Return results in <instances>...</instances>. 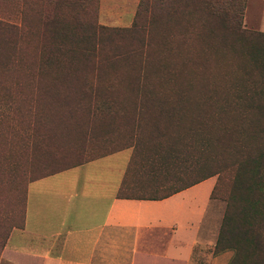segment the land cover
<instances>
[{"label":"rangeland","instance_id":"1","mask_svg":"<svg viewBox=\"0 0 264 264\" xmlns=\"http://www.w3.org/2000/svg\"><path fill=\"white\" fill-rule=\"evenodd\" d=\"M217 1L146 2V8L158 13L160 19L154 24L156 44L163 57L159 63L175 65V80L179 86L189 89V100L141 104L137 100L117 99L116 104L103 106L96 102L90 105L82 99V83L76 78L84 73L89 79L90 71L89 63L82 62L77 42L58 44L48 32L44 35L36 32L43 29L40 27L43 21L49 22L55 15L65 17L67 24L73 21L71 17L75 13L90 19L95 7L96 22L100 25L99 0H42L43 19L36 0H29L26 9L25 0H0V21L17 25L22 20L28 28L18 37L14 60L0 57V242L12 226L19 224L21 198L29 180L80 162L86 156H94L77 154L73 148L64 146L63 141H68L67 133H220L219 126H225L229 128L226 133L228 143L231 141L230 146L236 150L240 149L241 143L247 144L250 138L254 139L253 132L264 133V119L255 118V113L238 112L232 108L233 104L227 107L229 100L225 94L227 88L249 86V77L255 86L259 85L251 61L244 57L240 48L261 43L262 39L256 34L264 33V0H241L242 27L253 35L242 37L234 48L232 38L213 27L216 23L213 5ZM104 2L102 12L107 9L108 3ZM137 4L138 0L132 18ZM225 14L226 21L228 15ZM132 18L127 27L121 28H128ZM147 26L148 21H145V30ZM91 40L82 44L90 49L97 45L101 54L122 64L121 53L126 50V41H111L107 37L101 40L99 37L96 42ZM169 47L172 51H168ZM65 72L70 73L71 78L63 75ZM170 78L169 74L165 76V79ZM93 79L87 81L89 87L94 86ZM210 93H216L217 97L209 96ZM212 101L216 107L220 104L218 110L221 112L214 110ZM111 111L115 112L114 116L107 114ZM139 111L142 121L137 132L133 119H137ZM225 111L238 113L237 117L222 113ZM41 141L48 145L46 149L38 150ZM216 179L212 176L195 191L188 192L191 197L185 199L183 209H193L195 205L202 207L204 203H200V199L192 203V197L205 196L208 192L205 188L210 184L212 188ZM229 179L230 174L226 173L216 197L209 198V204L204 205L206 215L200 234L213 241L212 254L222 253L227 263L233 251L215 253L214 244ZM262 199L259 197L260 204L264 203ZM246 264H249V258H246Z\"/></svg>","mask_w":264,"mask_h":264},{"label":"trees","instance_id":"2","mask_svg":"<svg viewBox=\"0 0 264 264\" xmlns=\"http://www.w3.org/2000/svg\"><path fill=\"white\" fill-rule=\"evenodd\" d=\"M25 1L26 9L29 0ZM36 1L43 19L42 0ZM146 2L147 0H138L128 28H106L98 25L95 7L90 19L85 16L86 21L82 18L84 14L81 16L75 13L71 17L74 22L67 24L65 17L55 15L49 22L43 21L40 25L42 30H36L42 35L48 32L58 44L67 42L70 45L71 42H77L82 62L89 63V79L94 77V86L89 87V79L85 74L77 75L76 79L82 83V99L116 97L137 100L141 104H165L175 99H190L189 89L179 86L175 80V65L165 66L163 62L159 63L163 57L156 44L154 24L160 19L158 13L146 8ZM213 7V20L216 22L213 27L232 38V48L245 35H253L245 32L242 27L241 0H218ZM225 13L228 15L226 21ZM145 21H148L146 30ZM24 31H28V28L23 25L22 20L17 25L0 21V57L14 60V54L17 56L18 37ZM256 36L262 39L261 43L241 47L240 52L251 61L260 80L257 81L259 85L255 86L253 79L249 77V86L230 87L225 94L229 100L227 107L233 104L232 108L238 112L249 115L255 113V118L264 119V33ZM99 37L100 40L107 37L111 41L128 43L126 50L121 53L122 64L113 62L111 56L101 54L97 45L90 49L82 44L90 39L95 41ZM186 45L188 50L187 42ZM168 51H172V48L169 47ZM69 74L65 72L63 75L71 78ZM168 74L171 78L165 79ZM102 83L108 86L105 90L97 88ZM209 96L217 97V94L210 93ZM211 106L221 112L218 110L221 108L220 104L216 107L212 101ZM222 113H232L236 117L238 114L231 111ZM141 121L139 111L137 119H133L135 129L136 126L138 128L137 132ZM219 127L220 133H132L133 137L127 144L132 151L117 197L159 201L216 176V182L209 193V198L214 199L223 185V176L229 173L230 179L224 197L225 207L214 252L232 250L233 255L227 264H246V258H249V264H264V203L258 202L259 197L264 202V133L253 132L254 139L250 138L247 144L241 143L240 149L236 150L226 138L229 128ZM41 142L38 150L46 149L47 143ZM61 169L49 171L31 180L57 173ZM23 202L24 192L19 224L6 232L0 242V251L9 231L21 225ZM260 209L263 212H259Z\"/></svg>","mask_w":264,"mask_h":264},{"label":"crops","instance_id":"3","mask_svg":"<svg viewBox=\"0 0 264 264\" xmlns=\"http://www.w3.org/2000/svg\"><path fill=\"white\" fill-rule=\"evenodd\" d=\"M104 1L99 24L127 27L137 0H106L102 12ZM117 99L89 97L87 104L109 106ZM132 137L67 133L64 146L94 156L26 183L21 225L9 231L0 264H227L222 253L212 254L213 241L200 235L211 184L204 198L192 197L202 207L183 209L188 192L206 180L159 201L117 197Z\"/></svg>","mask_w":264,"mask_h":264}]
</instances>
